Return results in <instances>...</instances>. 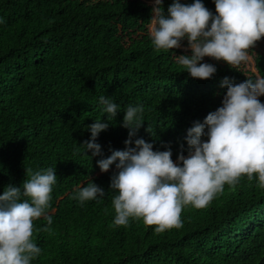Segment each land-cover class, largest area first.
Here are the masks:
<instances>
[{"label": "trees", "instance_id": "16d2710c", "mask_svg": "<svg viewBox=\"0 0 264 264\" xmlns=\"http://www.w3.org/2000/svg\"><path fill=\"white\" fill-rule=\"evenodd\" d=\"M172 2L163 0L165 13ZM201 2L216 15L215 0ZM153 3L0 0V195L9 184L23 191L26 169L51 167L57 175L46 209L52 224L43 216L33 221L32 240L41 252L30 264H264V187L255 174L226 183L205 207L185 206L180 228L158 233L135 217L114 224L115 164L102 173L97 161L125 149L127 106H143L133 140L143 138L154 151L170 149L177 162L181 151L188 153L187 130L222 107L225 77L239 84L264 76L262 37L238 69L204 57L201 63L217 71L206 80L191 77L177 61L191 55L186 39L174 50L152 44ZM102 95L119 105L111 121ZM258 99L264 103V96ZM96 119L108 128L93 156L81 145ZM90 181L105 195L81 202L78 186Z\"/></svg>", "mask_w": 264, "mask_h": 264}, {"label": "clouds", "instance_id": "9594fccd", "mask_svg": "<svg viewBox=\"0 0 264 264\" xmlns=\"http://www.w3.org/2000/svg\"><path fill=\"white\" fill-rule=\"evenodd\" d=\"M151 11L149 34L154 47L174 50L186 39L191 55H179L177 61L201 80L217 71L213 64L201 63L204 57L238 69L250 60L249 49L264 37V0H215L216 15L201 0L190 5L173 0L167 13L163 0H154ZM225 85L222 107L187 130L188 153L181 151L177 162L170 149L154 151L143 138L133 140L143 125V106H127L122 125L129 130L125 149L112 150L97 161L102 173L115 164L110 183V189L118 192L112 199L115 225H127L135 217L156 226L158 233L180 228L185 206H207L226 183L235 186L241 176L251 180L255 174L264 187V103L258 99L264 96V76L256 74L239 84L225 77L221 86ZM100 103L108 120H113L119 105L103 95ZM107 128L108 123L96 119L88 126L90 140L81 146L99 155L101 146L95 141ZM26 175L30 178L23 181V191L9 184L0 195V264H30L41 252L32 240L33 221L43 216L48 226L52 224L46 209L57 180L55 168L26 169ZM104 195L105 190L92 181L78 186L81 202ZM21 196L29 199L21 202Z\"/></svg>", "mask_w": 264, "mask_h": 264}]
</instances>
